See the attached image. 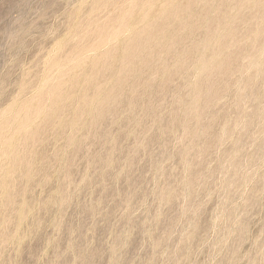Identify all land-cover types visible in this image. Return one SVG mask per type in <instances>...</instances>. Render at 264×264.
<instances>
[{
	"label": "rangeland",
	"instance_id": "rangeland-1",
	"mask_svg": "<svg viewBox=\"0 0 264 264\" xmlns=\"http://www.w3.org/2000/svg\"><path fill=\"white\" fill-rule=\"evenodd\" d=\"M0 264H264V0H0Z\"/></svg>",
	"mask_w": 264,
	"mask_h": 264
},
{
	"label": "bare ground",
	"instance_id": "bare-ground-1",
	"mask_svg": "<svg viewBox=\"0 0 264 264\" xmlns=\"http://www.w3.org/2000/svg\"><path fill=\"white\" fill-rule=\"evenodd\" d=\"M127 14H128V12H127ZM116 34V33H115ZM102 35V34H101Z\"/></svg>",
	"mask_w": 264,
	"mask_h": 264
}]
</instances>
